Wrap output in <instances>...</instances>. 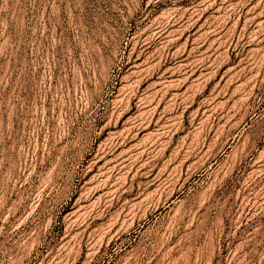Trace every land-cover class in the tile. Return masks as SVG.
I'll use <instances>...</instances> for the list:
<instances>
[{
  "label": "rangeland",
  "instance_id": "1",
  "mask_svg": "<svg viewBox=\"0 0 264 264\" xmlns=\"http://www.w3.org/2000/svg\"><path fill=\"white\" fill-rule=\"evenodd\" d=\"M0 264H264V0H0Z\"/></svg>",
  "mask_w": 264,
  "mask_h": 264
},
{
  "label": "bare ground",
  "instance_id": "2",
  "mask_svg": "<svg viewBox=\"0 0 264 264\" xmlns=\"http://www.w3.org/2000/svg\"><path fill=\"white\" fill-rule=\"evenodd\" d=\"M176 180H177V179H176ZM176 180H175V181H176ZM169 191H170V190H169ZM171 193H172V191H171ZM151 194H152V193H151ZM151 194H150V195H151ZM155 194H156V193H155ZM155 194H154V195H155ZM170 195H171V194H170ZM137 205H138L137 203H133V204L131 205V207H135V206H137ZM129 210H130V209H129Z\"/></svg>",
  "mask_w": 264,
  "mask_h": 264
}]
</instances>
